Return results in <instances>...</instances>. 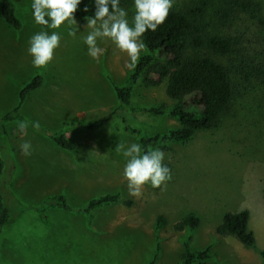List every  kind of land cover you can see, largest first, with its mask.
<instances>
[{"label":"rangeland","instance_id":"obj_1","mask_svg":"<svg viewBox=\"0 0 264 264\" xmlns=\"http://www.w3.org/2000/svg\"><path fill=\"white\" fill-rule=\"evenodd\" d=\"M202 0H174L172 9L185 10ZM20 29L0 16V117L18 103V92L34 75L43 85L32 92L20 108L31 124L26 135L18 122L0 124V192L10 212L0 231V261L4 264H151L160 247L158 264H183L186 246L197 252L209 248L207 264H263L264 252V91L239 87L235 111L223 118L221 129L197 132L185 143L159 142L152 149L165 153L163 162L172 166L171 180L161 188L146 185L139 197L131 196L123 177L126 158L114 149L118 143H139L140 136L125 129L115 117L99 130H83L77 123H90L118 106L112 84L123 85L132 73L129 58L108 38L98 40L104 49L99 59L88 55L84 37L90 29L77 11L75 28L65 22L59 29L35 23L32 0H15ZM131 24L134 0H120ZM203 22L209 35L230 38L232 53L226 57L209 53L227 65L246 63L264 71V0H209ZM58 32L60 46L53 61L36 68L28 53L30 38L41 32ZM199 49L190 46V54ZM147 50L141 52L145 55ZM141 75L131 91L134 107L157 106L167 110L176 104L166 93L165 79L159 85ZM191 99V98H188ZM126 123L142 133H163L181 127L174 116L120 111ZM21 120V121H23ZM65 133L76 144L74 151L58 146L50 134ZM28 141L32 154L25 156L20 145ZM99 145L100 152L96 150ZM169 146V150L163 146ZM118 193L111 204L77 211L92 198ZM62 194L68 209L38 205ZM126 200H132L127 206ZM20 204V205H19ZM20 206L23 208H20ZM247 209V229L254 247L244 246L233 235H218L227 212ZM41 214L45 218H41ZM198 218L197 227L176 230L174 224L186 215ZM91 215L90 221L88 216ZM165 222L157 228L158 217ZM186 245V246H185ZM158 246V247H157ZM195 264H199L196 262Z\"/></svg>","mask_w":264,"mask_h":264},{"label":"trees","instance_id":"obj_2","mask_svg":"<svg viewBox=\"0 0 264 264\" xmlns=\"http://www.w3.org/2000/svg\"><path fill=\"white\" fill-rule=\"evenodd\" d=\"M209 0H202L200 5L185 10L171 9L165 22L156 31H147L142 40L146 44L147 53L141 56L132 73L127 77L123 85L112 84L115 95L118 99V106L103 115L101 118L90 123H77L76 127L89 130H99L108 125L115 117L123 118L126 131L138 134L142 153L152 149L159 142H180L190 141L199 131L221 129L223 118L235 111L234 102L239 95V85L234 82V75L241 76L242 87L249 91L252 88H264V71L256 66L246 63L227 65L222 60L212 55L205 54L201 50L226 57L232 53V41L230 38L209 35L206 24L203 22L207 11ZM15 0H0V16L12 28L20 29L22 22L16 14ZM85 7L88 11L85 12ZM77 13L82 17H93L95 13L94 0H81ZM201 49L197 54H190L189 48ZM147 74L145 81L151 85H159L165 79L166 95L176 101V104L164 110L162 107H134L131 102V91L143 74ZM44 83L41 75L31 77L18 92V103L0 117V124L4 129L5 124L15 120H23L20 108L28 96L39 89ZM264 91V89H263ZM191 98V99H188ZM126 110L131 114L139 111L162 115L169 113L178 119L181 127L168 130L163 133H142L139 129L126 123L120 111ZM51 139L61 148L74 151L76 144L65 133L58 132L50 134ZM169 150V146H163ZM170 168L169 163L163 162ZM3 160L0 157V174L3 170ZM118 193L105 194L92 198L87 204L76 209L86 215L90 209L102 204H111L119 200ZM3 195L0 192V231L7 225L10 217L8 207L3 202ZM67 199L62 194L48 197L38 205L39 213L51 206H58L68 209ZM127 206L132 205V200H126ZM20 205V204H19ZM20 208H22L20 206ZM23 210V208H22ZM41 214L44 219L45 215ZM91 215L88 216L90 221ZM249 211L242 209L235 212H227L222 218V223L216 228L218 235H233L242 245L254 247L255 238L247 229ZM165 222L162 216L158 217L157 228ZM198 218L193 214L186 215L182 220L174 224L176 230H183L186 225L191 229L197 227ZM186 246V245H185ZM158 247V246H157ZM160 247L151 264H158ZM264 264V252H262ZM211 254L209 248L192 252L188 246L182 256L183 264H207ZM0 264H4L0 261Z\"/></svg>","mask_w":264,"mask_h":264},{"label":"clouds","instance_id":"obj_3","mask_svg":"<svg viewBox=\"0 0 264 264\" xmlns=\"http://www.w3.org/2000/svg\"><path fill=\"white\" fill-rule=\"evenodd\" d=\"M81 0H32L31 8L36 24L47 29H59L65 22L69 27L75 25L68 32L75 37L77 24L74 13L78 10ZM95 13L93 17H86V28L90 29L84 37L88 55L99 59L104 49L98 46V40L110 39L121 52L129 58L126 67L134 69L141 52L146 49L142 40L144 34L157 28L165 22L174 0H134L135 12L131 24L128 13L120 7V0H94ZM85 12L88 8L85 7ZM61 36L56 31L49 34L41 31L29 40L28 53L32 57V64L36 68L47 67L54 59L55 50L60 46ZM38 130L39 122H30L27 119L18 122V131L21 135L27 134L29 125ZM25 156L32 154L31 143L25 141L20 145ZM126 158L123 177L127 181V188L131 196L139 197L146 185L152 188H161L171 180V170L164 165L165 153L159 149H150L142 153L141 145L133 143L125 146L118 143L114 149Z\"/></svg>","mask_w":264,"mask_h":264},{"label":"crops","instance_id":"obj_4","mask_svg":"<svg viewBox=\"0 0 264 264\" xmlns=\"http://www.w3.org/2000/svg\"><path fill=\"white\" fill-rule=\"evenodd\" d=\"M96 150H97L98 153L100 152L99 145L96 146Z\"/></svg>","mask_w":264,"mask_h":264}]
</instances>
